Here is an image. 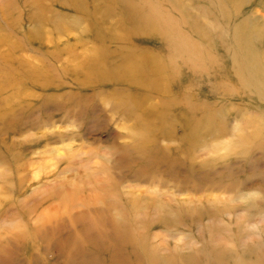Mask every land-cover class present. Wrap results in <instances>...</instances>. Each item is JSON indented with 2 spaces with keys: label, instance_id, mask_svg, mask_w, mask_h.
<instances>
[{
  "label": "rangeland",
  "instance_id": "374dc122",
  "mask_svg": "<svg viewBox=\"0 0 264 264\" xmlns=\"http://www.w3.org/2000/svg\"><path fill=\"white\" fill-rule=\"evenodd\" d=\"M7 1L17 20L13 41L30 43L12 58L15 69L20 61L26 74V64L40 69L44 56L57 73L46 77L50 87H36L20 70L0 71V264H264V103L237 87L228 62L219 59L195 74L178 61V77L162 95L115 91L112 78L97 82L75 72L96 45L91 0H0V33ZM174 2L197 26L214 28L196 4ZM244 2L243 16L264 37V0ZM121 14L113 12L107 32ZM77 17L89 21L57 32L56 23ZM215 31L214 39L224 37ZM111 34L166 57L153 39L126 37L129 31L118 28ZM7 47L0 46V55ZM119 48L106 44L114 55L108 66L124 62L128 50ZM127 97L138 98L135 109L117 108ZM210 109L223 112L229 128L191 146L188 128Z\"/></svg>",
  "mask_w": 264,
  "mask_h": 264
},
{
  "label": "bare ground",
  "instance_id": "6f19581e",
  "mask_svg": "<svg viewBox=\"0 0 264 264\" xmlns=\"http://www.w3.org/2000/svg\"><path fill=\"white\" fill-rule=\"evenodd\" d=\"M91 1L94 8L91 17L94 18V21L89 35H91L96 45L91 51L92 57L81 63L75 71L83 70L85 72V78L93 79L97 82H105L104 80L107 78H110L111 82L112 78L113 81L116 82L114 85L116 88L115 91H121V88L129 87L162 95L170 89L171 82L177 79L181 68L182 70H188L195 74L200 72L207 73L208 70H211V66L218 62L217 60L221 59L227 61L230 65V69L236 78L237 87L243 92L257 98L259 102L264 103V37L261 35V29H259L258 26L252 27L247 17L243 16L242 11L246 8L244 0H189L192 2L191 6H195L196 4L195 8L202 12L204 19L207 20L205 22L210 20V22L212 21L214 23V28H207L202 24L197 26V24L192 22V19L185 14L186 8L178 3L176 4L174 0H158L162 3H167V7H169V9L167 8L168 10L164 9L165 7L163 4L154 5L153 2H155V0ZM100 2H102V10L99 9ZM78 3L75 4V7L77 10H80L82 5L80 2ZM4 5L5 7L3 8L1 19L3 22L6 20L3 25V27L6 28H3V32L0 33V46L9 45V47H7L9 51L6 55H0V71L7 73L9 71L20 70L22 75H25L34 86L50 87L48 84L49 80L46 79V77L51 79V76H56L55 74L57 72L54 68L50 67V63L44 56L39 55L41 57L40 69L36 66L26 64V67L30 69V72L28 70L29 75L25 73V66L22 67V65H20L22 64L21 61L16 67L18 69H15V65L17 64H12V62H14L12 60L14 55L18 51L28 48L29 46L27 45H30V43H28V40H26V42L19 41L20 43L18 41H16V43L13 41L12 37L16 29L15 25L17 20L8 12V10L13 7L10 1L4 3ZM117 7H119L120 10H117ZM121 10L122 22L119 23L117 27L107 32L104 28L107 22L113 17V12H121ZM173 13H178L179 19L172 20ZM75 20L73 24L59 22L60 24L58 25L56 23L57 32L61 34L62 32L77 30L83 23H88L89 18L77 17ZM181 24H183L184 27L186 26L190 31H193V35L197 40H193L191 37L183 34L178 26ZM117 28L118 30L121 29V31L122 29L127 30V32L129 31L126 37L133 38V36H141L153 39L156 45L163 46H161L160 49L166 52V57L160 56L162 52L153 54L148 53L147 50L143 48L127 47L125 45L127 43L121 42L114 34V36L111 34L112 32L114 33ZM212 30H214L215 34L217 33L215 30L223 32L224 37L214 39L215 36L213 37V35H211ZM147 33H152V36L145 35ZM107 43L119 45V53H122L123 50H128L123 63L114 67L108 66L107 60L109 58L111 59L114 55L106 51ZM213 49L217 50L218 54H220L218 59L211 54ZM57 58L58 53L55 52L52 60H56ZM137 60L140 61V63L137 62ZM178 61L181 62V68L177 66ZM87 65L89 68L85 70L83 67ZM67 71L66 69L62 72L67 74L69 72ZM227 90L228 89L222 90L220 94L226 97L230 92ZM127 99L126 102L121 103L123 106L116 105V107H128L127 109L134 110L138 104L133 100L138 98L131 99L127 97ZM175 101L176 100L173 98L171 102L161 101L160 106L165 109L168 104L175 103ZM140 105L142 104L140 103ZM189 111L192 112L194 110L189 109ZM222 113L223 112L210 109L201 120L195 121V123L188 128L185 138L188 140L190 139L191 146L203 142L205 143V141L221 137L226 133V129H228L230 125H226L225 120L221 117ZM258 117L262 118V115L258 114ZM161 118L164 122L169 120L164 115H161ZM218 121L221 122V125H218ZM261 124L263 125V123L259 122L257 129L254 130L255 135L261 134L259 133L261 132L260 129H262ZM239 136V138L244 136L243 139H246L244 134ZM193 139L196 140L195 143L192 142ZM131 200L140 202L138 198ZM132 201H130V203ZM146 201L159 204V200L150 201L148 198H144L141 203ZM159 207L163 209V206L160 205ZM163 211L166 213L164 209Z\"/></svg>",
  "mask_w": 264,
  "mask_h": 264
}]
</instances>
